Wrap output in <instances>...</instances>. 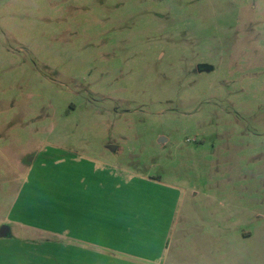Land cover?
Returning <instances> with one entry per match:
<instances>
[{
	"label": "rangeland",
	"instance_id": "374dc122",
	"mask_svg": "<svg viewBox=\"0 0 264 264\" xmlns=\"http://www.w3.org/2000/svg\"><path fill=\"white\" fill-rule=\"evenodd\" d=\"M78 163L170 222L174 262L193 229L264 264V0H0V264L51 263L17 211Z\"/></svg>",
	"mask_w": 264,
	"mask_h": 264
},
{
	"label": "crops",
	"instance_id": "0c3cea01",
	"mask_svg": "<svg viewBox=\"0 0 264 264\" xmlns=\"http://www.w3.org/2000/svg\"><path fill=\"white\" fill-rule=\"evenodd\" d=\"M76 168L78 174L67 184L54 181L50 206L25 205L17 211L26 217L20 223L27 228L51 233L50 264H214L217 241H209L203 250L193 229L182 233V242L174 243L183 261L168 258L173 244H169L170 222L166 227L156 223L151 208L124 206L123 182L117 176L109 179L107 170L91 163ZM37 257L36 264L47 262Z\"/></svg>",
	"mask_w": 264,
	"mask_h": 264
},
{
	"label": "water",
	"instance_id": "95a60500",
	"mask_svg": "<svg viewBox=\"0 0 264 264\" xmlns=\"http://www.w3.org/2000/svg\"><path fill=\"white\" fill-rule=\"evenodd\" d=\"M9 232H10L9 227H7V226H2V227L0 228V238H6V237H8Z\"/></svg>",
	"mask_w": 264,
	"mask_h": 264
}]
</instances>
